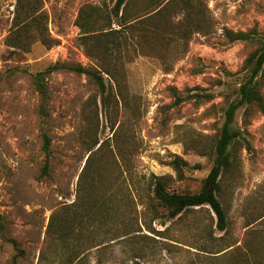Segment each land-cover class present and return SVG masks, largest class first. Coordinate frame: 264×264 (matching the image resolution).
Masks as SVG:
<instances>
[{
	"label": "rangeland",
	"instance_id": "1",
	"mask_svg": "<svg viewBox=\"0 0 264 264\" xmlns=\"http://www.w3.org/2000/svg\"><path fill=\"white\" fill-rule=\"evenodd\" d=\"M162 1L157 21H150L155 3L132 0L126 16H142L143 26L130 32L111 18L120 48L103 51L100 44L87 56L75 25L79 11L110 10L115 0H36L44 21L37 33L21 36L25 48L17 47L16 0H0V264H65L67 253L47 232L51 214L72 204L83 210L100 197L105 219L96 215L105 227L93 235L85 231L83 239L103 244L79 257L87 264H264V217L258 220L264 214V114L255 106L238 110L234 120L243 137L232 146L233 167L220 180L224 232L206 206L171 221L146 208L152 176L167 177L175 192L200 189L223 111L257 46L230 43L225 34L261 32L264 0ZM165 20L166 33L154 40L153 25ZM56 64L103 65L110 71L103 74L104 95L90 77L58 69L45 79L43 117L32 77ZM171 88L182 95L200 88L214 97L174 106ZM42 133L50 140L45 177ZM174 160L186 163L179 177ZM122 225L127 235L116 239L113 229Z\"/></svg>",
	"mask_w": 264,
	"mask_h": 264
},
{
	"label": "trees",
	"instance_id": "2",
	"mask_svg": "<svg viewBox=\"0 0 264 264\" xmlns=\"http://www.w3.org/2000/svg\"><path fill=\"white\" fill-rule=\"evenodd\" d=\"M149 1L155 3V8L147 13L146 19L157 21L156 18L160 15L162 8L166 5H163L164 1L162 0ZM131 2L132 0H115V3L110 10H103L102 8L92 6H85L80 9L75 25L80 30L79 45L84 48L87 56L90 55V47L95 52H99L100 44H103V51L107 48L110 50L116 49L117 51V48H120L121 42L117 37L119 31L111 29L109 23L111 18L118 19L119 22H117V26L124 27L130 30V32H136L137 27L143 26L144 18H141L142 16H126L127 9ZM156 9L157 11L155 14L152 13ZM43 21L42 16L38 13L36 0H16L15 22L17 28L22 33L17 35V42L22 41L20 40L21 36L29 37L31 33H37L34 29L38 27V24L42 25ZM166 29H168L167 20L162 24L153 25L150 32L151 37L154 40L162 37L166 33ZM225 35L227 41L230 43H253L257 46L245 58L240 70L243 73L244 80L235 90V98L227 103L223 111L222 124L215 141L211 145V155L213 157L212 166L207 176L202 180L200 189L195 193H179L169 190L167 186V177L152 176L149 181L150 194L146 198V208L156 217V219L162 218L164 221H171L180 217V215L188 210L206 206L215 215L217 220L216 228L220 232H224L227 226L226 213L217 197L221 190L220 180L222 175L230 172L233 167L232 146L243 137V132L234 126L236 113L242 108L247 109L251 106H255L259 109L260 113L264 114V100L260 94V88L262 86L261 80L264 75V28L261 32L255 29L246 32L227 31ZM20 42H18L17 47L25 48L24 44H20ZM51 46L52 45H49V47ZM100 55L98 57H100ZM98 60L101 62L102 59L98 58ZM64 68L68 67L56 64L32 77V84L40 98L39 111L43 117L46 116L44 107L45 102L47 101L46 76L58 69ZM98 68L99 70L75 66L69 67L68 69L80 75L90 77L97 85L101 95H104L105 86L103 83V74L108 75L110 71H108L103 65H100ZM170 91L174 106H179L185 101L190 100H193L196 103H201L203 101H209L214 97L213 93H209L200 88L191 89L189 94L186 95L180 94L175 88H171ZM41 139V149L45 158L40 176L45 177L49 174L50 140L44 133L41 134ZM88 160L89 157L86 164H88ZM171 165L179 177L181 176L182 167H185L186 163L180 160H174ZM88 201L83 210H81L80 207H77L76 204H72L65 208V210L62 208L53 212L49 218L47 232L51 236L52 243L56 245L59 244L61 248L64 249V252L67 253L65 256V264H87L83 258L85 253L103 244L97 243L95 240L91 244L84 243L83 233L85 231L93 235L94 231L99 227H105V222H101L100 224L96 215L97 212L99 215H102L103 219H105L104 213L106 211H104V213H99L98 211L100 207L104 206V198L100 197L99 199ZM263 217L264 214L260 216L258 220ZM122 226L123 228L118 226L113 229L116 234V239L124 238V236L127 235L125 232L126 227L124 225ZM2 229L3 226L0 218V231ZM86 241L88 242L89 240ZM9 242L17 254H21L17 243L13 240H10ZM81 245H85V247H82ZM82 255L83 257L79 259ZM13 261L14 260H12V263Z\"/></svg>",
	"mask_w": 264,
	"mask_h": 264
}]
</instances>
